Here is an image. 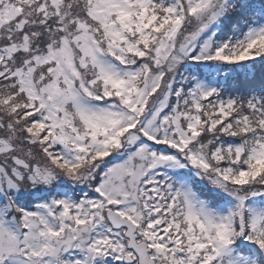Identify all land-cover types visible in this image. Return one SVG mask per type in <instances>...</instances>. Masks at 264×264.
I'll return each mask as SVG.
<instances>
[{
  "label": "snow or ice",
  "instance_id": "1",
  "mask_svg": "<svg viewBox=\"0 0 264 264\" xmlns=\"http://www.w3.org/2000/svg\"><path fill=\"white\" fill-rule=\"evenodd\" d=\"M0 264H264V0H0Z\"/></svg>",
  "mask_w": 264,
  "mask_h": 264
}]
</instances>
